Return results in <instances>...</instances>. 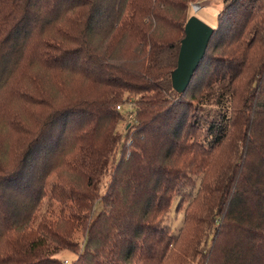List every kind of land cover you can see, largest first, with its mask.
Returning <instances> with one entry per match:
<instances>
[{"label": "trees", "instance_id": "obj_1", "mask_svg": "<svg viewBox=\"0 0 264 264\" xmlns=\"http://www.w3.org/2000/svg\"><path fill=\"white\" fill-rule=\"evenodd\" d=\"M196 1L0 0V114L17 134L9 155L0 145V264H63L60 250L78 247L68 264H264V168L248 163L258 150L264 164V0H223L204 57L176 88ZM254 64L240 98L237 80ZM45 72L60 83L54 96ZM128 104L135 122L120 140ZM228 137L244 158L213 188L205 166H169ZM96 200L80 247L69 225L85 224ZM175 200L177 233L166 223Z\"/></svg>", "mask_w": 264, "mask_h": 264}, {"label": "rangeland", "instance_id": "obj_2", "mask_svg": "<svg viewBox=\"0 0 264 264\" xmlns=\"http://www.w3.org/2000/svg\"><path fill=\"white\" fill-rule=\"evenodd\" d=\"M223 7V0H198L195 3H192L189 7L188 10V14L190 16H196L198 17L200 20H202L204 23H206L207 25H209L212 28H215L217 25V21H218V15L220 13V10ZM255 64L248 68L246 71H244V73L238 78L237 80V84L239 87V91L240 95L239 97H243L244 95H246L249 91H251L252 87H251V80L253 78V73L255 72ZM39 71V70H37ZM48 72L45 73H38V78L40 79V84L43 88V91L47 94V95H51V92L54 96V88L56 86H59L60 83L58 81L56 86L54 85V76L51 74H47ZM66 79L65 77H62V80ZM67 83V81H66ZM72 81H69L66 85V88L68 89V87L72 84ZM238 97V101L239 100ZM42 100H44V96H41ZM21 107V103L19 105H17L15 108L18 110ZM241 107V105H240ZM120 108V107H119ZM133 107L131 105H125L123 106V108L121 109V111L123 112L122 115V119L117 121V130L119 132V135L121 136L120 140H125L127 138V134H126V127L132 123L135 122V115L133 113ZM18 113V112H17ZM232 130V131H231ZM230 132L231 134L234 133V131H236L237 129H233V127L231 128ZM231 136V135H230ZM17 137L16 132L13 130L11 131L6 123L4 124V116L0 114V145L3 147V154L4 152L6 155H9V150L11 145L13 144L15 138ZM123 138V139H122ZM123 142V141H122ZM230 140L229 137L226 138L222 144V146L214 152V154L212 155H206V154H202L200 153L198 155L197 158L193 159L192 161L189 159L190 157H180L178 158L179 160L177 162H170V167L175 168V170H186V171H190L192 172V168H199L202 169L203 166H205V169L208 170V186L213 188L215 186L218 185L219 180L221 179V176L224 175V173L227 171L228 167L231 166V164L234 163H238L241 164V160L242 158H244V155L241 153L240 150V154L238 153V155L235 154V149L237 147V145H241V143L239 141L235 142V144H229ZM127 145H129V142L127 143ZM119 148L121 149V142H117L115 145V150L114 153L116 151L119 150ZM254 154L253 157L254 159L251 161H249V165L250 166H254L256 168H264V164L262 163L260 156H259V151L258 150H254ZM129 154V152H128ZM5 157H9V156H5ZM197 162H206V163H199L197 166ZM243 162V161H242ZM113 163V162H111ZM227 167V168H226ZM188 168L190 170H188ZM112 168H110L111 170ZM261 170V169H259ZM70 176L72 178H77L79 177L77 174H70ZM255 176V175H254ZM57 174L54 173L50 176V181H55L57 180ZM67 177V176H66ZM109 180V175H104L102 178V184H101V190L100 193L104 192V190L107 188V182ZM207 194V197L210 196V192H206L203 191L201 197L203 195ZM134 195V192L132 194V196ZM201 197L198 199V201L201 199ZM251 200V199H250ZM197 201V202H198ZM196 202V203H197ZM203 201H200L199 203V207L201 209V205H202ZM177 201H174L172 210L166 215V223L169 224L173 231L175 233H177L178 231H180L179 229L182 227L183 225V221H184V212L182 210V208H177V210L175 211V205H176ZM56 210H59V204H56ZM250 206V202L247 201V198H244L243 201V207L247 208V210L249 209ZM102 208V204L99 200H96L94 207L92 209L91 212H88V221L85 224H82V222H73V224L69 225L70 228H72L73 232H72V239H74L75 241H77L80 244V247H82V242L85 239V235L87 233V229H88V222L90 220V217H94L95 215H97V213L101 210ZM58 213H53L50 212L49 213V217H57ZM190 227H193V222H190ZM187 231V230H186ZM192 229L188 231V233L185 232L184 235H186L185 237H188L192 234ZM235 235V234H234ZM233 236V235H231ZM228 234L225 235H221V237L219 238V240H217V247L219 248V246L223 245L224 240L228 239L226 242L228 243V241H230V237ZM220 246V247H221ZM79 248V247H78ZM71 249V248H63L62 250H60V252L58 253L59 258L62 260L63 264H68V263H72L73 261H75L79 255L80 249ZM173 262V256L171 257V259L167 262V264H170Z\"/></svg>", "mask_w": 264, "mask_h": 264}, {"label": "water", "instance_id": "obj_3", "mask_svg": "<svg viewBox=\"0 0 264 264\" xmlns=\"http://www.w3.org/2000/svg\"><path fill=\"white\" fill-rule=\"evenodd\" d=\"M186 35L179 52L178 67L174 73V86L185 87L193 77L205 55L214 28L196 16H190L186 23Z\"/></svg>", "mask_w": 264, "mask_h": 264}]
</instances>
